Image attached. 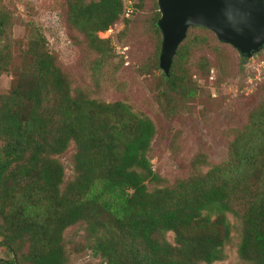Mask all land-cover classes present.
I'll list each match as a JSON object with an SVG mask.
<instances>
[{"label": "trees", "instance_id": "16d2710c", "mask_svg": "<svg viewBox=\"0 0 264 264\" xmlns=\"http://www.w3.org/2000/svg\"><path fill=\"white\" fill-rule=\"evenodd\" d=\"M150 1L148 12L143 0L132 4L125 28L133 13L147 25L153 43L145 70L159 73L155 87L166 102L192 100L199 86L193 87L191 65L204 76L211 67L203 56L190 61L191 54L209 42L203 33L217 40L190 27L165 76L158 66L160 13ZM63 4L69 26L109 60L110 42L98 34L119 21L122 0ZM15 25L23 27L21 38L12 37ZM2 75L12 81L0 94V248L11 258L0 264H70L65 234L75 228L82 250L98 264H213L230 241L229 217L240 228L239 259L264 264V100L233 129L222 161L196 156L186 174L167 181L150 164L151 120L76 87L40 31L5 6ZM69 151L66 179L61 158Z\"/></svg>", "mask_w": 264, "mask_h": 264}, {"label": "rangeland", "instance_id": "374dc122", "mask_svg": "<svg viewBox=\"0 0 264 264\" xmlns=\"http://www.w3.org/2000/svg\"><path fill=\"white\" fill-rule=\"evenodd\" d=\"M63 3L64 0H0V7H7L13 18L20 17L40 31L48 51L72 76L76 87L96 100L123 102L134 113L151 120L156 133L148 155L152 169L160 177L172 181L186 174L190 160L196 156H205L213 163L225 158L233 129L241 127L248 113L264 100V91L260 89L264 71L258 68L263 67V51L241 62L233 48L203 33L209 42L199 53L191 54L190 61L201 56L207 58L211 67L208 75H200L193 69V63V87L199 86L196 96L184 102L167 103L155 87L159 73L145 70L153 43L146 24L135 21L133 13L125 28L122 14L114 26L98 34L99 39L110 42L112 50L111 58L102 60L88 49L83 35L69 26ZM143 3L142 12L149 10L151 1L143 0ZM132 4H139V0H132ZM23 34L22 26L12 28L13 39ZM11 81L8 75L0 76V94L8 91ZM70 155L71 151L61 158L66 179L71 174ZM228 219L232 226L230 241L223 248V260L213 264H246L237 254L240 228L231 217ZM81 235L79 228L69 229L65 234L71 252L70 264H98L82 250L83 245L78 242ZM168 240H172L171 234ZM10 258L0 248V260L5 262Z\"/></svg>", "mask_w": 264, "mask_h": 264}, {"label": "water", "instance_id": "95a60500", "mask_svg": "<svg viewBox=\"0 0 264 264\" xmlns=\"http://www.w3.org/2000/svg\"><path fill=\"white\" fill-rule=\"evenodd\" d=\"M161 35L159 69L169 75L178 46L190 27L211 32L244 60L264 49V0H156Z\"/></svg>", "mask_w": 264, "mask_h": 264}, {"label": "built area", "instance_id": "2783aa9c", "mask_svg": "<svg viewBox=\"0 0 264 264\" xmlns=\"http://www.w3.org/2000/svg\"><path fill=\"white\" fill-rule=\"evenodd\" d=\"M123 3V17H127L131 13L130 7L132 6V0H122ZM263 67H258L261 71H264V62H261Z\"/></svg>", "mask_w": 264, "mask_h": 264}]
</instances>
